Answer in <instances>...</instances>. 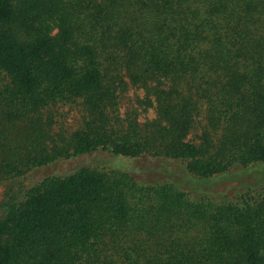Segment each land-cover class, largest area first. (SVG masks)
Here are the masks:
<instances>
[{
	"label": "trees",
	"instance_id": "16d2710c",
	"mask_svg": "<svg viewBox=\"0 0 264 264\" xmlns=\"http://www.w3.org/2000/svg\"><path fill=\"white\" fill-rule=\"evenodd\" d=\"M98 151L236 184L44 180L0 220V264H264V0H0V179Z\"/></svg>",
	"mask_w": 264,
	"mask_h": 264
},
{
	"label": "rangeland",
	"instance_id": "374dc122",
	"mask_svg": "<svg viewBox=\"0 0 264 264\" xmlns=\"http://www.w3.org/2000/svg\"><path fill=\"white\" fill-rule=\"evenodd\" d=\"M136 94L143 96V92L136 91L133 88L123 94L120 108L123 114L132 109L131 106ZM64 111H68L63 118H60L64 126L73 130L79 127L81 113L73 109L68 110V108H65ZM137 112L139 113V122L142 124L155 118V112L152 108L141 106L138 107ZM199 133L200 128L198 126L191 134V137L193 138ZM160 158L150 153L137 158H122L98 151L67 160H55L45 166L25 169L18 176L1 178L0 220L4 218L12 205L23 201L26 195L31 190L39 187L44 180L63 178L87 169L107 178H113L119 176V174L126 173L141 186H154L166 182L171 183V181H186L185 183L193 187L198 193L207 192L214 194L217 191L224 192L236 184V181L233 180L234 175H231L229 178H220L219 180L203 179L202 181L195 180L186 175L185 179L182 176V170H175L176 168L171 166V162Z\"/></svg>",
	"mask_w": 264,
	"mask_h": 264
}]
</instances>
